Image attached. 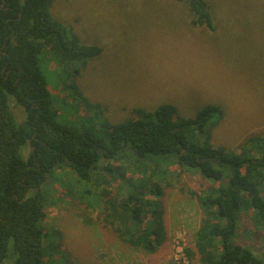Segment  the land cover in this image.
<instances>
[{
	"label": "trees",
	"instance_id": "trees-1",
	"mask_svg": "<svg viewBox=\"0 0 264 264\" xmlns=\"http://www.w3.org/2000/svg\"><path fill=\"white\" fill-rule=\"evenodd\" d=\"M188 1L195 24L214 27L207 1ZM53 3L0 0V264H68L55 258L62 234L53 230V243H46L43 223L46 207L58 201L51 183L65 168L89 194L104 176L116 182V195L104 193L106 219L123 241L156 252L165 239L157 199L164 192L152 178L173 163L217 184L203 194L192 191L202 220L194 246L185 247L188 256H198L200 264H264V254L237 240L244 216L264 224V132L248 136L239 152L215 145L223 110L214 104L193 116L174 103L135 106L114 119L79 82L103 48L56 18ZM47 53L61 69L48 68ZM54 82L64 97L52 92ZM130 170L150 175L135 179Z\"/></svg>",
	"mask_w": 264,
	"mask_h": 264
},
{
	"label": "rangeland",
	"instance_id": "rangeland-1",
	"mask_svg": "<svg viewBox=\"0 0 264 264\" xmlns=\"http://www.w3.org/2000/svg\"><path fill=\"white\" fill-rule=\"evenodd\" d=\"M205 1L212 28L195 24L188 0H54L52 13L85 43L103 48L79 82L89 98L109 106L114 119L127 117L135 106L174 103L193 116L214 104L223 120L212 142L239 152L248 136L264 132V0ZM45 56L51 71L61 69ZM60 87L54 82L50 88L64 97ZM165 168L164 176L152 178L163 186L157 199L165 224V239L154 253L123 241L106 219L104 193L116 195V182L104 176L102 187L89 194L73 171L58 169L51 183L58 201L46 207L43 220L46 243H53V230L62 234L55 258L68 264H200L185 252L194 246L202 220L192 191L203 194L217 184L178 163ZM144 173L130 170L128 176L150 175ZM249 215L237 240L262 256L264 224L256 226Z\"/></svg>",
	"mask_w": 264,
	"mask_h": 264
}]
</instances>
